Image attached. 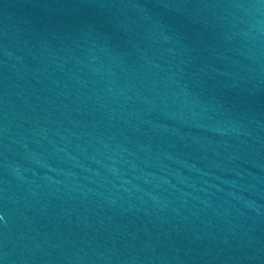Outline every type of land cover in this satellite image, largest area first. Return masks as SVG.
<instances>
[{"label": "water", "instance_id": "95a60500", "mask_svg": "<svg viewBox=\"0 0 264 264\" xmlns=\"http://www.w3.org/2000/svg\"><path fill=\"white\" fill-rule=\"evenodd\" d=\"M0 264H264V0H0Z\"/></svg>", "mask_w": 264, "mask_h": 264}]
</instances>
